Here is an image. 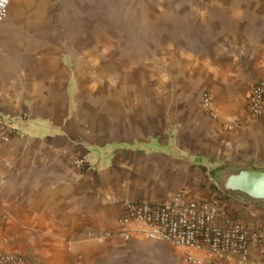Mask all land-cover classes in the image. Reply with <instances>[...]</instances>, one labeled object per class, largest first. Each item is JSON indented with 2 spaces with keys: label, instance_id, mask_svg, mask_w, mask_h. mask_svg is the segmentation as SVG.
Listing matches in <instances>:
<instances>
[{
  "label": "crops",
  "instance_id": "obj_1",
  "mask_svg": "<svg viewBox=\"0 0 264 264\" xmlns=\"http://www.w3.org/2000/svg\"><path fill=\"white\" fill-rule=\"evenodd\" d=\"M32 1L10 0L0 22V114L11 119L0 142V248L38 264H178L176 257L182 264L167 242L132 228L125 240L118 219L127 201L219 192L202 165L264 168V114L246 111L251 86L264 80V0H174L176 13L191 16L186 25L197 44L178 55L173 77L164 65V87L152 92L147 66L110 104L88 101L79 110L77 80L101 69L89 64L102 59L104 42L60 37L40 19L46 0H35L24 24ZM70 62L86 68L78 65L75 75ZM168 82L175 102H166ZM197 89L210 95L219 118L206 113L198 93L200 104L188 101ZM225 120L240 128L224 129ZM82 155L90 170L74 164ZM221 193L232 217L264 226V202ZM263 261L254 253L248 264Z\"/></svg>",
  "mask_w": 264,
  "mask_h": 264
},
{
  "label": "rangeland",
  "instance_id": "obj_2",
  "mask_svg": "<svg viewBox=\"0 0 264 264\" xmlns=\"http://www.w3.org/2000/svg\"><path fill=\"white\" fill-rule=\"evenodd\" d=\"M34 3L35 0L25 6L24 24L30 20L29 12L35 6ZM144 3L147 7L143 9L140 7L141 0H46L43 4L46 13L40 17L41 21L56 28L60 37L64 34L68 37L70 34L73 38L72 36L81 33L90 35L91 39L101 38L104 42L101 49L102 59L96 64H89L97 65L101 69L77 80L80 100L78 110L88 101L100 105L110 104L118 90L124 88L126 92L127 88L132 89L137 85L139 78L145 76L147 66L152 71V92L157 93L159 87H164L162 84L158 85L159 69L166 65L168 78L169 73L173 77L178 55L189 52L196 46L197 32L186 25L191 16L176 13L174 0H150L148 4L147 1ZM71 49L77 52L80 49L85 50V47L72 46ZM78 65L86 68L84 63L70 62L74 74ZM166 86V102H175L174 84L168 82ZM202 92L203 90L197 89L188 101L200 104ZM78 110L75 109V114ZM183 145L187 146L185 142ZM89 151L97 153L92 148ZM221 164L218 162L214 167ZM175 261L180 264L179 257Z\"/></svg>",
  "mask_w": 264,
  "mask_h": 264
},
{
  "label": "built area",
  "instance_id": "obj_3",
  "mask_svg": "<svg viewBox=\"0 0 264 264\" xmlns=\"http://www.w3.org/2000/svg\"><path fill=\"white\" fill-rule=\"evenodd\" d=\"M9 3L10 0H0V22ZM201 106L211 118H219V111L205 91L201 93ZM246 111L253 118L264 114V80L251 86ZM222 126L226 130L239 129L240 123L225 120ZM10 130L11 119L0 114V142L6 140L5 135ZM74 164L87 170L91 168L83 155L77 157ZM221 192L203 197L179 190L156 200L127 201L118 219L120 233L126 240L132 228L138 235L167 242L181 251L182 264H248L252 254L264 255V226H249L232 217ZM135 223L141 227H131ZM0 264L38 263L0 248Z\"/></svg>",
  "mask_w": 264,
  "mask_h": 264
},
{
  "label": "water",
  "instance_id": "obj_4",
  "mask_svg": "<svg viewBox=\"0 0 264 264\" xmlns=\"http://www.w3.org/2000/svg\"><path fill=\"white\" fill-rule=\"evenodd\" d=\"M217 188L251 202H264V168L225 166L213 173Z\"/></svg>",
  "mask_w": 264,
  "mask_h": 264
},
{
  "label": "trees",
  "instance_id": "obj_5",
  "mask_svg": "<svg viewBox=\"0 0 264 264\" xmlns=\"http://www.w3.org/2000/svg\"><path fill=\"white\" fill-rule=\"evenodd\" d=\"M226 165L224 164H221V165H217L216 167H214L213 169L211 170H208L205 166H200V169L205 172L207 174L208 177H210L211 179H213V173L216 171V170H219V169H222L224 168ZM215 187H217L215 185Z\"/></svg>",
  "mask_w": 264,
  "mask_h": 264
}]
</instances>
